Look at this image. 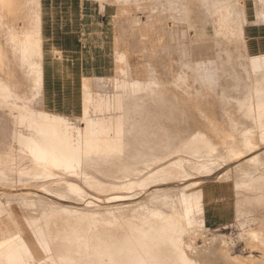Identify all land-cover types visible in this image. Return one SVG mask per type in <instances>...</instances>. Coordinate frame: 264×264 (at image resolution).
I'll list each match as a JSON object with an SVG mask.
<instances>
[{"label":"rangeland","instance_id":"obj_1","mask_svg":"<svg viewBox=\"0 0 264 264\" xmlns=\"http://www.w3.org/2000/svg\"><path fill=\"white\" fill-rule=\"evenodd\" d=\"M221 1L222 0H218L215 4ZM142 2L143 1L136 4L139 8H135V6L131 4V1L127 0V21L126 23H121V27H123L121 37L124 38L122 47H125L126 51H119L118 46H116V74L112 70V73L103 76L104 79L95 80L93 70L96 72L95 68L97 67V62H93L91 65L88 61L87 63L81 62L79 64H75L74 62V64L71 65L72 70L70 66V61L72 59L70 61H63L60 60L59 57V59H57L58 61L55 60L51 62V69L55 71V84L58 88H61L66 103H68L62 109L57 110V112H52V109L48 106H43L41 109L40 107L42 106L37 102L38 97L44 94L45 83H43L44 87L40 90L39 95L33 98L29 95L34 88V83L24 76L22 73V66H19V57H16L21 53V49L19 48L21 42L23 40L25 42L27 36H31L29 33L28 19H30L29 13L32 11H29L26 15H24V10L19 13L17 11V14L10 15V18H0V39L6 44H9L10 47V75L9 78L5 77L6 79L0 77V84L3 82L5 83L7 80L11 87L9 102L12 104H17L21 107H29L36 112L46 109V111L63 115L75 127L80 128L81 131H86V122L81 121L79 117L83 114L81 95L84 87L90 88L92 93L91 99L98 105L97 102H99L100 99L114 98L121 94L120 86L122 84H127L128 81L133 82L142 80L139 82L143 83V86L147 87L153 84L154 90H158L163 96L165 95V97L167 96L165 98L168 100L167 103L169 105L173 103L172 110H175L162 118L160 123L162 124L161 128L159 127L160 125L156 126L159 120H146L148 119L146 118L147 113L138 116L139 121L144 125L143 127H145L146 124H154L156 122V125H154L158 128L154 129L151 136L150 134L142 135V131H140V134H134L132 129L130 131L133 133L127 130L129 139L137 144V149H135L134 145H128L127 143L128 151H125L126 154H122L119 150L115 152L110 151L107 153L106 157L102 155L92 157V161H90L91 159H85L86 157L83 156V158L85 157V160L83 159L82 161L83 166L79 167L80 171H78L76 175L57 171L52 174V177L30 180L29 182L21 180L7 182L0 180V195L4 194L13 197H24V195H27L25 197H29L28 195H30V197L34 196L36 199H43L45 202L54 203L60 207L71 208L73 211L77 210L78 212H82L79 217L80 220L68 217L69 214L63 218L65 219L63 223L68 227L72 226V224L76 227L83 226L84 228L91 226V224L97 223L92 219L95 217V212L97 217L101 214L106 215L110 214V211H114L111 213V216L116 217L111 219L112 221L109 225L99 222L98 225L100 228L106 233L110 232L111 240L116 244H122V250L126 251V249L129 248L130 254H136L143 260H148L151 264H183L184 257L181 255V251L179 253L177 249H175L177 252L170 250L168 258L162 259L167 253L158 248L156 245L158 241L147 242L145 237L144 242L142 241V243L138 244V241H136V234L138 232L135 229H139V231H143L144 233H146L145 228L150 229V232L146 234L150 238H155L161 235L165 228H174L175 234L173 240L176 244H178L177 241L179 238L181 239L179 242L180 245L190 244V242L184 241L190 238L197 248H204L205 242L210 238L215 239L222 236L224 239L215 241L217 246L220 243L226 245V247L230 249L232 258L240 257L242 259L244 263L241 262V264H253V261H262L264 260V251L261 250L262 242L244 238L246 229L244 230L236 215V206L239 199L244 197V194L250 196L252 192L250 193L244 189L238 190L235 179H228L232 176L230 172L233 169L243 167L247 168L248 172H251L250 167L254 166L252 168V173L243 178V180L252 184L255 183L259 185L258 187H260V189L264 190V165H261L264 164V161L259 164L254 162L255 158L260 156L264 157V143L262 141L264 137V128H261L259 121L256 120L257 122H253L250 112H239L237 106L234 105V101L248 100L247 96H250V88L247 87V85L245 88H240L241 86L237 87L235 84H231L229 80L230 72L223 68V64L227 62L228 59L225 61L221 56H218V58L214 56H202L204 50L191 47L192 43L191 40H189L188 33L186 34V38H183L181 32L184 30H186V32L194 30L197 24L210 20L212 23H207L205 26H202L205 28L203 35L209 40L207 41L208 44H211L207 46V48L212 49L215 42L213 23H216L218 36L232 37L228 32L224 34L221 27L222 25L220 24V16L214 15L215 11L213 10H210L211 12L208 13L203 6L197 7L193 29H187L186 27L182 28V26L175 25L173 20L166 17V11L164 9H162V11L153 9L152 14H147V21L149 24L146 25L142 23L138 17L139 11L149 13L148 8L141 7ZM251 2L248 21L245 22V25L249 22V18H252L254 13L257 14L260 20L264 18V0H251ZM222 5L225 9L231 8L229 1ZM30 7L31 6H29V9L32 8ZM220 9L222 11L221 7ZM6 15L9 14L6 13ZM150 16L151 19H149ZM153 19L158 21V27L156 28L155 26L153 27ZM2 24L10 25V29H4ZM234 27H236V25H234ZM13 28H16V30H11ZM152 29L156 32L151 33L150 30ZM234 29L236 30V28ZM20 30H23V32L20 33ZM14 31L16 32L14 33ZM243 33V39L237 40L238 42H234L227 37L225 38L227 40L229 39L228 41H230L231 44H236L237 42V48H243V50H245V29ZM14 35H20L22 38L18 39L19 37H15ZM169 35H172L175 40H170L171 37H169ZM192 36L195 38V43H200L202 40L198 39V36L195 34H192ZM184 43H189L186 51L183 49ZM0 45L4 56V64L0 66L1 72V70L7 67V56L1 41ZM198 49H200L198 54L200 57L195 54ZM207 52L210 53L211 50ZM118 56L124 59L125 65L116 67L119 62ZM191 57L202 60L203 67L200 69V72L190 64L189 60ZM31 58L34 59L33 56ZM38 58L37 56L35 57L37 61H40ZM240 59L242 61L241 64H239L244 69H247L248 64L246 63V58ZM219 65L222 67L221 73L215 72L216 66L219 68ZM125 66L129 68L130 74L137 72L141 75L134 74V77L131 76L132 78H130L120 74L119 70ZM259 68L261 67H257V69ZM252 69L255 68L252 67ZM88 71L91 72L87 73ZM97 72L101 73L102 71ZM189 74L190 77L188 76ZM238 75L240 76L239 73ZM219 77L225 83H215ZM240 79L241 85L246 84L245 82L242 83V77ZM188 81L189 83H187ZM143 95L146 97L145 94H140L137 98L138 102L141 103L143 101V103L146 102L144 105L148 103L153 105L152 101L144 98ZM127 97L128 96L123 97L124 105L132 100ZM69 102H73V104H69ZM93 108V106L90 108V117L96 122H113L119 117H122L121 113L118 112L107 115L95 114ZM178 109L181 111L179 112ZM0 112L2 115L4 114L1 116L2 118H0V144L3 145L1 147H5V145L11 141L10 137L14 133L20 132L26 134L28 131L24 126L17 127L15 125L14 120H11L10 115H7V113H10L8 109L0 110ZM175 112H177V114ZM171 113L172 116H170ZM173 113H175V115ZM129 120V124L133 122L131 118ZM144 120H146V122ZM109 136H111V138L114 137L113 134ZM122 137L123 134L120 139H122ZM233 137H240V139H237L238 143L233 140ZM204 138L207 142L209 141L208 145L205 141L207 146L203 143ZM197 140H200L201 144ZM232 143L241 150H243L244 147L246 149L252 144H255L257 146L255 152L260 153V155H255V152H249L246 158L241 160L239 158L236 159L235 163L237 162L239 164L235 166L229 158L220 159L221 157L214 156V153L213 156L210 155V157H205L197 151L196 154L198 155L193 152V150L212 149L211 146L218 149L219 147H229ZM15 146L16 149H18L17 145ZM210 151L209 153L213 150ZM89 161L90 163L88 164ZM19 162H16L18 164L13 167L15 171L25 168L31 170L35 167L29 160L26 162ZM183 163H190L198 166L201 170L198 173L192 172L190 175L178 166V164ZM160 174H163V176L161 177ZM235 174L236 173H234V175ZM163 177H167L168 180H165ZM62 182H69L76 185L79 190L77 195L80 199L78 196L69 197L49 191L50 187L61 185ZM188 188H194L202 192H210L206 199V222L209 229L207 232L203 233L204 237L191 230L193 227L195 228L198 226L197 219L206 215L203 210L196 211L193 213L194 216L190 214L189 218L187 209L184 212V216L188 220L185 225L179 223V219L177 218H180V215L175 217L173 221L166 222L170 221V219H168L169 217H167V220L166 217L164 219L153 217L143 218L147 216H142L138 219V211L135 212L136 215H134L133 212L130 213L127 211L131 210L140 202L139 199L136 198L139 197V194H141L140 197L143 196L146 200L151 198V196L154 198L156 194L159 193H165V198H168L177 191ZM163 203L164 205L168 204L165 203V200ZM124 210L126 212L121 214ZM66 212L70 213L68 211ZM120 214L123 215V217ZM135 219L137 220V224L135 223ZM7 220V224H5L4 228H6L5 233L8 234L5 237L8 238L10 237V232L11 235H16L19 232L14 221H11L9 218H7ZM201 220L202 218L200 221ZM147 221L150 222V225H145ZM164 221L166 223L163 225L162 222ZM248 227L249 226H247V228ZM3 233L0 231V237ZM116 234H118L119 237H117ZM196 234L197 236H195ZM193 236H195V238ZM142 244L144 245L139 246ZM198 259L199 260L196 261L198 263H202V260H208L202 256H199ZM130 260H132L131 256ZM212 261H216L215 264L221 262L217 259H212ZM221 264L224 263L221 262Z\"/></svg>","mask_w":264,"mask_h":264},{"label":"bare ground","instance_id":"obj_2","mask_svg":"<svg viewBox=\"0 0 264 264\" xmlns=\"http://www.w3.org/2000/svg\"><path fill=\"white\" fill-rule=\"evenodd\" d=\"M40 1L41 0H0V18H10V15L17 14V11L19 13L24 10V15H26L29 11H32L29 13L30 19H28L30 29L29 33L31 36H27L25 42L24 40L21 42L19 47L21 49V53L16 56L19 57V66H22V73L28 80H31L34 83V88L31 91V94H29L32 98L39 95L40 90L44 87V45H42L43 36L40 29ZM130 1L132 5H136L139 2L146 0ZM227 1H229L231 7L230 9H225L222 5ZM216 2H218V0H154L153 9L157 11H162V9H164L166 11V17L173 20L175 25L182 26V28L186 27L187 29H193L197 7L199 8L200 6H203L208 13L211 12L210 10H213L215 11L214 15L220 16V24L222 25L221 27L224 34L228 32L232 38L227 36L225 37L234 42L240 40L243 37V30L246 27L245 22L248 21L250 3H252L251 0H222L220 3L215 4ZM29 6L32 8L30 7L31 9H29ZM219 6L222 8V11ZM6 13L9 15H6ZM149 19H151V16ZM232 24L236 25V30L232 27ZM2 27L4 29H10V25L7 24H2ZM11 30H16V28ZM15 32L16 31H14V33ZM19 32L22 33L23 30H20ZM150 32L152 33L156 31L152 29ZM181 33L182 37L186 38V34L188 32L184 30ZM15 37H19L18 39L22 38L20 35H16ZM169 37H171L170 40L174 39L172 35H169ZM237 42L236 44H238ZM245 45L244 49L246 50L247 44ZM188 46L189 43H184L183 49L186 51ZM59 51L54 50V52L58 53L60 60H63L62 53ZM32 56L34 59L31 58ZM36 56L39 57L38 59L40 61L35 59ZM3 58V51L0 45V66L4 64ZM118 58L119 62L116 67L125 65L124 59L119 56ZM92 59L93 58L91 57L88 58L90 65L93 63ZM82 62L87 63L86 60H83ZM189 62L197 71L200 72V69L203 67L201 59L198 60L195 57H191ZM250 63L252 67L255 68L252 69V71L255 73L254 80L256 79L253 87H249L250 96H247L248 100L245 101H234L237 103H234V105L237 106L239 112H250L253 122L256 120L259 121L261 128H264V57L251 58ZM101 65L102 63L98 61L97 67L95 68L96 72L101 71ZM223 65V68L230 72V83L235 84L237 87L241 86V77L238 75L236 70H234L232 60L228 59ZM127 66L121 68L119 73L130 78L134 77V74L141 75L137 72L130 74ZM257 67L261 68L257 69ZM89 72L91 71H88L87 73ZM139 81H128L127 84H122L120 86L121 94H117L118 96L114 98L100 99V101L97 102L98 105H96L94 100L91 99L92 93L90 88L84 87L81 95V107L83 114L79 117L81 118V121L86 122V131H81L80 128L75 127L63 115L46 111V109L36 112L31 110L29 107H21L17 104H12L9 102V96L11 97V88L8 87L9 84L7 80L5 83L3 82L0 84V110L8 109L10 113H7V115H10L11 120H14L15 125L17 127L24 126V128L28 131V134L20 132L14 133L10 137L11 141H9L5 147H1L3 145L0 144V180L7 182H13L16 180L29 182L30 180L52 177V174L57 171L76 175L78 171H80L79 167L83 166L82 161L85 157V159H91L92 157L98 155L106 157L108 152H115L118 150L122 154H126L125 151H128L127 143L128 145H134L135 149H137V144L133 143L129 139L127 130L130 131L132 129L134 134H140V131H142V135L150 134L151 136L154 129L158 128L155 127L156 122L154 123L155 125L151 123L153 121L150 122L151 124H146V126L143 127L144 125L139 121L138 116L147 113V117L144 116L148 118L146 120H159L156 126L160 125L159 127L161 128L162 124L160 123L162 118L170 112L175 111L172 110L173 103L169 105L167 103L168 100L165 99L167 96L165 97V95L163 96V94L158 90H154L153 84L145 87L142 85L143 83ZM140 94H145L146 97H144V95L143 97L151 100L153 105H150V103L144 105L146 103L145 101V103H143V101L141 103L138 102L137 98ZM124 96H128L129 99H132L125 105L123 102ZM91 106L94 107L93 110L95 114L107 115L118 112L121 113L122 117H119L113 122H96L90 117ZM180 111L181 110H179V112ZM175 113L177 114V112ZM175 113L173 114L175 115ZM170 116H172V113ZM130 118L133 122H130L129 124L128 121H130ZM146 120L144 121L146 122ZM110 134H113L114 137L111 138V136H109ZM122 134L123 137L120 139ZM205 138L203 143L206 141ZM237 139H240V137H233V140L236 142ZM197 141L201 144L200 140ZM262 141L264 143V137ZM208 143L209 141L207 142V145ZM15 145H17L18 149H16ZM211 147L212 149L193 150V152H195V154L197 152L201 153L202 156L205 157H210V155L213 156L214 153V156L221 157L220 159L229 158L236 166L239 164L237 162L235 163L236 159H244L247 157V153L255 152L257 150V146L255 144H252L246 149L244 147L243 150L235 147L234 143H232L229 147H219V149L213 146ZM210 150L213 151L211 152ZM209 151L212 154L209 153ZM255 155H260V153L255 152ZM83 156L85 157L83 158ZM28 160L34 164V169L30 168L31 170H29L25 168L18 171L14 170L13 167L18 164L16 162H26ZM92 160L93 159L90 161ZM254 160L255 163L259 164L264 161V157L260 156ZM178 166L190 175L192 172L198 173L201 170L200 167L190 163L178 164ZM253 167L254 166L250 167L251 172H248L247 168H235L230 172L232 176L228 179H235L238 190L244 189L250 193L252 192V196L250 194H247L250 196H246L244 194V197L239 199L236 206V215L239 223L243 226L244 230L246 229L244 238L247 240L251 239L253 241H261V250L264 251V190L260 189V187H258L259 185L255 183L252 184L243 180V178L252 173ZM234 173L236 174L234 175ZM163 174H160V176L162 177ZM163 178L168 180L167 177ZM49 191L69 197H77L79 190L76 185L69 182H62L61 185L50 187ZM209 193L210 192L207 191L202 192L197 191L194 188H188L179 190L168 198H165V193H159L156 194L154 198L151 196L148 200H146L143 196L140 197L141 194H139V197L136 198H138L140 202H138V204L131 210L127 211L130 213L133 212L134 215H136L135 212L138 211V219L142 216H147L143 218L153 217L164 219L166 217L167 220V217H169L168 219H170V221L166 222H171L175 219V217L180 215V218L177 219H179V223L181 225H185L187 224L186 222H188L184 216V212L187 209L189 212V218L190 214L193 215L196 211L203 210L206 215L197 219L198 226L191 229L198 235L203 236V233L207 232L209 229L206 222V199ZM2 195L4 194L0 195V231L4 233L0 237V264H151L148 260H143L136 254H130L129 248L126 249V251L122 250V244H116L113 240H111L110 232L106 233L100 228L98 225L99 222L109 225L112 221L111 219L116 217L111 216V213L114 211H110V214H101L97 216L99 218L96 217L95 212V217L93 216L94 218L92 219L97 223L91 224V226L84 228L83 226L76 227L72 224V226L68 227L65 223H63L65 220L63 218L69 214L68 217L80 220L79 217L82 212H78L77 210L73 211L71 208L60 207L54 203L45 202L43 199H36L34 196L30 197V195H28L29 197H25L27 195H24V197ZM164 200L165 203L168 204L164 205ZM170 207L173 208L171 209ZM66 211L70 213H67ZM125 212L126 211L124 210L121 214H124ZM121 216L123 217V215ZM7 218L14 221L19 232L16 235H11L10 232V237L8 238L5 237L8 234L5 233L6 228H4L8 221ZM201 218L202 220L200 221ZM166 222H162L163 225ZM135 223L137 224L136 219ZM145 225H150V222L147 221ZM247 226L249 227L247 228ZM135 230L138 232L136 234V241H138V244L142 243V241L144 242L145 237L147 242L158 241L156 244L158 248L167 253V255H165L162 259H167L169 256L168 253L171 250L175 252L178 251L179 253L181 251V255L184 257L183 264H215L216 261H212V259L220 260L224 264H241V262H243L240 257L232 258L230 255V249L226 247V245L220 243L217 246L215 241L224 239L222 236L215 239L210 238L205 242L204 248H197L190 238L184 240L185 242H190V244L180 245V238L177 241L178 244H176L173 240V236L175 234L174 228H165L163 233L155 238H150L147 235L150 232V229L145 228L147 234L143 231H139V229ZM197 234L195 236H197ZM116 236L119 237L118 234H116ZM195 236L193 237L195 238ZM143 245L144 244L139 246ZM175 249H177V251ZM130 256L132 257V260H130ZM199 256L208 260H202V263H198L196 261L199 260ZM221 262L218 263L221 264ZM253 264H264V260L258 262L253 261Z\"/></svg>","mask_w":264,"mask_h":264},{"label":"crops","instance_id":"obj_3","mask_svg":"<svg viewBox=\"0 0 264 264\" xmlns=\"http://www.w3.org/2000/svg\"><path fill=\"white\" fill-rule=\"evenodd\" d=\"M153 2L154 0L142 2L141 7L148 8L149 13L138 12V17L146 25L149 24L147 14H152L154 8ZM126 5L127 0L40 1V29L43 36L42 45H44L43 68L45 83L44 94L38 97L37 100L40 106H42L40 107L41 109L43 106H48L52 109V112H57V110L62 109L68 104L66 103L65 96L62 94L61 88H58L55 84V71L50 68L51 62L59 59L58 53L54 52V50H60L59 52L62 53L63 61H70L72 59L70 66L74 62L75 64H79L83 60L88 61L90 57L93 58L92 62L100 61L102 63L100 66L102 72H95L93 70L95 80L104 79L103 76L109 75L112 73V70L116 74V46H118L119 51H126L125 47H122L124 38L121 37V33H123L121 23L123 24L127 21ZM134 6L135 8H139L138 5ZM152 23L155 28L158 27V21L153 19ZM207 23L212 22L210 20L201 22L197 25L196 29L188 31L189 40L192 43L191 47L204 50L202 56H214L215 58L221 56L225 61L232 58L234 70L242 77V83H246L241 85L240 88H245L246 85L247 87H253L254 73L251 70L252 65L250 62L251 58L264 57V18L260 20L257 14L254 13L246 24L244 40L247 44V53L246 50L237 48L236 44H231L224 36H218L216 23H213L215 33L213 48H207L211 44H208L207 41L209 40L203 35L205 28L202 27ZM232 27L236 28L234 24H232ZM192 34L197 35L198 39H202L203 41L195 43L196 41H194L195 38ZM0 41L7 56V67L1 70L0 77L6 79L5 77L9 78L10 75V47L3 40L0 39ZM200 49L195 52L198 57H200L198 55ZM208 50H211V52L208 53ZM240 58H246L247 69H244L240 65L242 61ZM215 69V72L221 73L222 67L219 65V68L216 66ZM188 76L190 77V74ZM215 83L221 84L225 82L219 77ZM69 104H73V102H69ZM1 116L3 115L0 112V118H2Z\"/></svg>","mask_w":264,"mask_h":264}]
</instances>
